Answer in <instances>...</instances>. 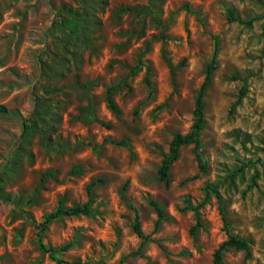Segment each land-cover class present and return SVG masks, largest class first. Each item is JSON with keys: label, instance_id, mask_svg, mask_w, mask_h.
<instances>
[{"label": "rangeland", "instance_id": "obj_1", "mask_svg": "<svg viewBox=\"0 0 264 264\" xmlns=\"http://www.w3.org/2000/svg\"><path fill=\"white\" fill-rule=\"evenodd\" d=\"M215 38L209 170L186 144L167 184ZM221 206L222 264H264V0H0V264H214Z\"/></svg>", "mask_w": 264, "mask_h": 264}, {"label": "trees", "instance_id": "obj_2", "mask_svg": "<svg viewBox=\"0 0 264 264\" xmlns=\"http://www.w3.org/2000/svg\"><path fill=\"white\" fill-rule=\"evenodd\" d=\"M229 15L230 19L232 20H239L238 17H235L233 15L232 10H229ZM253 20H247L246 23H251ZM217 55H218V40L215 38V52L214 55L207 65V72L205 79L200 87L197 99H196V104L194 108V114H195V121L187 133H176L173 137V139L170 142V147H169V153H167L163 160L162 164L159 167V177L162 181L166 182L169 184V175H170V170L173 165V163L178 160L179 158V152L180 148L183 145L186 144H193L194 148V153L198 161V166L201 172H207L209 170V161L207 159L206 153L203 149V144L201 140V132L205 128L206 125V115H205V96L207 89L209 85L211 84L212 81V76L213 72L217 68ZM244 90L241 91V94L239 96V99L237 102H240L242 97L244 96ZM107 101L108 104L111 108L115 109V103L113 102L112 97L110 96V91L108 90L107 92ZM117 144H121V142H117ZM157 213H158V221L157 225H159L163 218L165 217L164 212L162 207L155 201L151 202ZM197 209V208H195ZM221 210H223V223H224V230L226 232V239H224L220 245L217 247V249L214 251V264H222L223 263V257H224V252L227 251L228 249H235V250H241L244 251L246 254L247 258L252 257V249H251V244L248 239L238 236L235 234L232 230L231 227V222L224 213V207L221 206ZM91 213V208L89 203H85L84 205H75L71 207H63L60 206L58 209L52 211L50 214H48L45 218V221L40 224V227H42V230L46 229L47 225L52 222L53 220L60 218L62 216H74V215H80V214H90ZM201 225V224H199ZM134 230L137 233V235L142 239V246L149 240V236L146 235L140 224V215L139 212H136L135 216V223H134ZM195 227L192 228L191 233L194 234ZM61 263H66V264H75L71 262H67L64 260H60Z\"/></svg>", "mask_w": 264, "mask_h": 264}]
</instances>
